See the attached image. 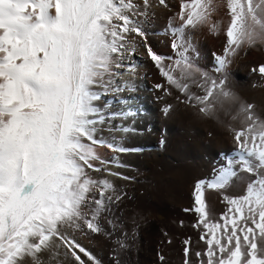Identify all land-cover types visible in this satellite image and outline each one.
<instances>
[{
	"label": "snow or ice",
	"instance_id": "snow-or-ice-1",
	"mask_svg": "<svg viewBox=\"0 0 264 264\" xmlns=\"http://www.w3.org/2000/svg\"><path fill=\"white\" fill-rule=\"evenodd\" d=\"M159 7L167 0H0V264H123L135 230L115 215L125 194L109 177L131 178L98 148L128 152L113 133L130 129L113 121L134 113L98 102L109 90H136L120 78L135 77L139 47L163 78L155 89L232 137L225 163L193 186L184 211L195 214L198 239L183 240L182 264H264V112L229 82L239 52L264 46V0H179L165 29L172 55L148 42ZM221 10L225 44L202 66L194 34H219ZM252 71L264 77V63ZM172 110L166 103L163 112ZM234 181L239 191H229ZM208 191L221 197L219 214ZM91 235L110 241L107 261L81 243Z\"/></svg>",
	"mask_w": 264,
	"mask_h": 264
},
{
	"label": "bare ground",
	"instance_id": "bare-ground-1",
	"mask_svg": "<svg viewBox=\"0 0 264 264\" xmlns=\"http://www.w3.org/2000/svg\"><path fill=\"white\" fill-rule=\"evenodd\" d=\"M167 3L169 7H159L156 18L148 26V42L159 54L172 55L165 29L169 15L178 11L179 0H167ZM215 20L221 22L219 34H212L207 28L194 34L202 66L212 65V54L220 53L226 41L224 29L228 17L221 10ZM134 60L138 64L135 77L125 74L120 79H134L136 90H109L101 94L98 102L105 112L134 113L127 119L113 121L114 125L130 129L127 133H113L128 152L117 154L98 148L102 156L117 155L126 167L112 170L131 178L109 177L117 191L125 194L122 203L114 209L115 215L124 221L130 233L135 230L132 246L122 253L121 259L123 264H161L157 256L160 252L166 257V264H182L183 240L198 239V232L191 226L195 214L184 211L193 207V186L197 180L211 179L213 170L225 163L221 154L230 153L232 137L216 120L198 116L195 110L178 105L173 97L155 89L157 83L164 81L143 47L137 49ZM261 63H264V46L246 48L234 58L229 69L231 88L244 102L253 104L257 112H264V77L252 69ZM166 103L174 106L168 114L163 112ZM240 189L241 185L234 181L229 191ZM206 196L217 214L224 210L218 193L208 191ZM80 240L108 260L111 245L103 235Z\"/></svg>",
	"mask_w": 264,
	"mask_h": 264
}]
</instances>
